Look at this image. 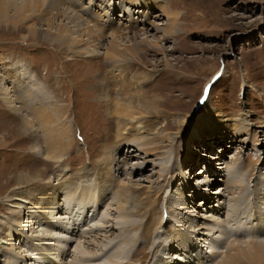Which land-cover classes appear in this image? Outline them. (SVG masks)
I'll return each instance as SVG.
<instances>
[{"label":"rangeland","instance_id":"374dc122","mask_svg":"<svg viewBox=\"0 0 264 264\" xmlns=\"http://www.w3.org/2000/svg\"><path fill=\"white\" fill-rule=\"evenodd\" d=\"M65 1V5L75 2L72 10L78 20L84 22L81 28L90 27L83 31V49L88 44L97 47L92 61L84 63L82 57L71 60L72 52L61 46L35 48L26 42L24 38L30 36L28 29L32 24L37 28L38 45L43 42L41 31L45 25L41 21H23L27 29L18 33L17 28H22V23L16 26L0 23L1 60L11 65L24 63L32 71L39 70L40 75L51 79L60 77L63 71V82L56 84L48 79L44 84L47 94L65 107L66 112L59 118L68 122L70 130L68 146L63 156L57 157L59 162L45 157L44 146L34 153L30 135H14V130L10 129L9 139L6 137L5 141L2 137L6 128L2 123L10 112L0 95V140L5 141L0 144V231L2 228L4 231V234L1 232L3 236L0 235V264H170L172 259L187 264L184 257L187 251L179 254L174 253L178 248L171 251L161 248V240H166V246L174 245V240L165 237L170 226L180 228L179 233L195 236L198 241L192 243L197 242L195 248L204 255L205 263L218 264L222 257L212 256L201 239L202 232L196 230L199 225L193 227V224L205 222L207 217L212 221V217L228 221V232L224 234L227 238L211 250L224 251L228 244L248 248L253 239L264 241V230L250 226L253 221L258 225L262 221L258 213L251 214L254 207L261 206L251 196V191L258 182L264 181V0H162L166 8L155 2L148 3V0ZM143 2L145 6L141 7ZM174 13L179 14V35L169 36L155 29L157 25L162 29L172 27ZM114 39L122 47L137 42L139 52L148 53V64H141L143 68L139 71L154 72L153 79L144 88L148 95L160 100L162 114L172 125L167 130L173 139L172 143L170 139L159 141L155 150L157 143L148 144L151 135L143 139L138 137L115 151L109 172L115 178L114 188L126 185L148 195V198L142 196V205L138 201L143 207L149 201L148 211L141 215L133 213L132 206L137 204L133 199L126 212L132 213L126 217L113 199V185L104 192L98 179L101 176L98 174L99 161L105 155L103 150L118 145L121 139L116 134L117 125L110 122L109 105L102 100L97 88L98 79L105 76L109 68L108 61L102 60L100 55L105 51V44ZM158 41L165 50L155 49L154 43ZM53 51H62L60 59L54 58ZM4 76L6 73L0 72V81H5ZM112 95L116 97V93ZM206 100L214 112L203 108ZM183 113L188 119L181 129L176 124ZM35 133L37 144L43 145L42 131L36 128ZM250 159H261L259 167H262L256 173L252 171V176L247 174L252 168L246 166ZM228 165L234 170L232 175L228 174ZM162 167H167L166 175L162 174ZM173 172L177 177L181 173L184 180L180 176L175 178ZM20 174L32 175L35 181L22 183ZM67 176L75 183L68 191L60 189L56 201L61 205L66 194H71L66 195L68 198L73 195L69 200L81 210L74 218H87L76 226L73 214L63 208L55 209L45 215L60 226L50 229L44 212L39 210L40 205L29 199L30 193L32 189L46 186L48 190L51 185L58 186ZM227 178L242 187L238 202L231 201L234 196L229 191L238 186L228 188ZM220 188L224 194L215 198ZM88 191L94 202L86 211L81 205L82 195ZM45 193L40 197L50 203L53 199ZM172 203L176 209L170 216L166 207ZM186 216L196 223H189ZM168 217L171 220L165 224ZM114 221L134 223L126 228L122 242L115 224L113 228L104 227ZM50 233H54V237H49ZM236 236L244 243L237 242ZM247 241L250 245H245ZM76 244L84 250L82 254L88 260H76L72 255ZM99 245L108 246L103 255L99 253L102 250ZM137 250L142 253L133 255ZM77 253L79 257L81 253ZM94 254H101V258L97 260ZM244 254L245 251L237 254L236 264H258L251 258L253 253ZM109 257L112 258L109 260Z\"/></svg>","mask_w":264,"mask_h":264},{"label":"bare ground","instance_id":"6f19581e","mask_svg":"<svg viewBox=\"0 0 264 264\" xmlns=\"http://www.w3.org/2000/svg\"><path fill=\"white\" fill-rule=\"evenodd\" d=\"M65 2L67 3V1H65V0H0V23H2V24L11 23L12 25H15V26L19 22L22 23V25H21L22 28H19V29L17 28L16 32L18 33L19 31H21V30L23 31L26 28L23 21H27V23H28V21H41L45 25V29H42L43 31H41L42 38L44 39L43 40L44 43L41 41L40 44L38 45L39 40L37 37H35V35L37 33V28L35 27L34 24L29 25L30 27H29L28 31H29L30 36H28V37L25 36L24 40L26 42H30L35 48H39V47L42 48L44 46H55V47L61 46L63 49L66 48L67 50H70L72 52L70 54V55H72L70 58L71 60L78 59L79 57H82V60L84 63L87 61L88 62L92 61L93 57H95L97 55V53H96L97 47L95 48L91 44L86 43V44H88L87 45L88 47L83 49V47H84L83 42H85V39L83 36V33H84L83 31H84V29H88V28L90 29V27L86 26L84 28H81V26L83 25L84 22L79 21L78 16H76V12L74 13L72 10V7H74L75 2L74 3L71 1L68 2L70 5H65L64 4ZM151 2H155V4L166 8L165 7L166 3L164 2L165 4H163L162 0H148V3H151ZM145 3L146 2H143L141 7H144ZM172 17H173L172 27H169V28L167 27L166 29L165 28L162 29L161 26L157 25L156 26L157 28H155V29L165 31L167 34H169V36L179 35L180 29L177 27L178 22H179V14L174 13V15ZM109 21H111V20H109ZM128 41L130 42L131 39H129ZM144 42H147V41H144ZM154 44L156 45L155 46L156 50H157V48L161 49V50H165L163 48V46L161 47L159 41H158V43L156 42ZM139 45L140 44H138L137 42L136 43L131 42V44L124 45V47H122V44L118 43L116 39L109 40L105 44V51L102 53V55H100L101 58L103 57L102 60L104 59V60L108 61L109 68H108L105 76L98 79L97 88H98V90L100 89L99 91H101L100 93L102 95V100L106 103L107 106L109 105L108 110L110 111L109 113L112 114V116L109 117L110 122L111 123L114 122L117 125V133L116 134H118V138H121L118 140L119 144H120V145L118 144L119 146L113 145L112 147L109 146L103 150L105 155L99 161L100 166L98 169V174H100L101 176H98V179L101 181L100 187H101V189L103 188L104 192L106 191L104 189H107L108 186L115 184V178L113 176L109 175V172L112 169V162L115 159L114 153L116 150H118V148L121 145H127V142L130 144L132 140H135L138 137L140 139H143L144 137L151 135V138L149 139L148 144L151 145L153 143H157V144H155L156 148H154L155 150H157L158 149L157 145L160 144L159 141H165L166 139H170L171 143H172V140H173L171 133L168 132V130H167L172 125H170L169 121H167V117L162 114L163 108L160 107V105H161L160 100L156 99V96H150V94L148 95L146 93L145 88H144L145 85L148 83V81L153 79L154 72L151 70L150 71L142 70V72L139 71V69L143 68V66L141 64H145V65L148 64V62L146 61V59L148 57L147 56L148 53L144 52L141 54L139 52V49H138ZM99 46H98V48H99ZM77 49H79V51H77ZM53 53H54V58H56V59H60V56H62V54H61L62 51L61 52L53 51ZM0 63H2V66H0V72L6 73V76H4V80H5L4 82L5 83L0 81V95H1L2 101L4 102V104L6 105V107L8 108V110L10 112L9 114H7V119L3 120V123H2L3 127L6 128L5 129L6 133H5L4 137H2V138H4L6 141V139L10 136V131H11L10 129L14 130L13 133L11 132L12 134L15 133L16 135H23V134L27 135V136L30 135L29 136L31 139V141H30L31 145L30 146H31V149L33 150L34 153L37 154L39 152V150L42 149V146H44L45 152H43V154L45 155V157L47 159L51 158L52 160L54 159L55 161L59 162L57 157L61 158L64 154V151L66 150V147L68 146V143H66V142L69 139L68 137H70V130H69V127L67 124L68 122H65V121H63V119L59 118V117L62 118V114L64 115V113L66 112L65 107L62 105H59L60 101L59 102L56 101L55 99H53L51 96H49L47 94V88H46L47 86L44 84V82L48 81V79L52 80L53 83H56V84L59 82H63V80L65 79V77H64L65 75L64 76L62 75L63 71H61L60 77L51 79V78L45 77L43 75H40L39 70L37 71V73L32 71L24 63H17L16 65H11L8 62H5L1 59H0ZM86 70L89 71V67L86 68ZM112 92L116 93V97L112 95ZM109 95H111L112 97H110ZM203 108L206 110H209L210 112H214L213 108L211 107L209 100H206L204 102ZM180 115L182 118H180L179 123L176 124V126H178V128L182 129V128H184L182 125L186 122V118L188 119V117L185 116L186 113H183ZM200 126L205 127L203 124H201ZM8 128H9V130H8ZM36 128H38L42 131L43 135L41 137L43 139L42 140L43 145H38L36 142V139H37L36 138L37 134L35 133ZM191 135H192L191 132H189L188 136L191 137ZM5 141L0 140V144L4 143ZM8 141H10V140H8ZM145 141H144V145L147 144ZM225 148H226V146H225ZM250 160L251 161L247 162L246 166H250L252 168V170L249 171V169H248V173L247 172L246 173L249 176H252L253 172L256 173V171H258L262 167H259V164H260L259 161L261 159L260 160L259 159H257V160L250 159ZM39 161H42V160H39ZM187 162H190V161L188 160ZM34 167H35V165H34ZM229 168H230V172L228 174L232 175L234 170L232 171L230 166H229ZM161 170H162L163 175H166L168 172L167 167L166 168L162 167ZM29 173H31V172H29ZM173 173L175 175V178H178L180 176L184 180V176L181 175L180 172H178V174L180 173V175L178 177H177V173H175V172H173ZM38 176H40V175H38ZM227 179H228L227 180L228 188H233V187L238 186L237 184H234L233 181L231 182V180L229 178H227ZM19 180L22 183H33L35 181L34 176L28 175V174H24V175L20 174ZM67 181H69V182L67 183ZM223 181H224V179H223ZM237 182H239V181H237ZM22 183H21V185H22ZM74 183H75L74 180L70 179V176H67L66 181H64V183L61 182V184L59 183L60 185H58V186L51 185L50 188H48V190H47L46 186L42 189H39L40 188L39 187L38 188L39 190H37L35 187L34 189H36V190L33 191V189H32V191L30 193L31 197L30 198L27 197V198L31 199L32 202H34V204L40 205L39 210L44 212L43 216H45L44 218H46V220H48L47 224H48V226H50V229L53 228L52 226H55V227L60 226L56 223V221L50 222L49 219L46 217L47 214H51L53 212L52 210H55V209L57 210V209L63 208V209H65L64 210L65 212H68L69 214H73V219H75L74 217L77 214L81 213L80 208L76 209V207L74 206L75 203H71V201L69 200L71 197H73V195H72L70 198H68V196H70L71 194H66L68 196L65 195L64 200L61 203V205H59V203L56 201L57 197H59V190L65 188L63 190L68 191L70 188H72ZM28 185H30V184H28ZM240 186H238L235 190H232V189L229 190L230 193H232L234 196L232 199L230 198L231 201L238 202V200L240 199L239 197L241 196V191H242V189H241L242 187H240ZM218 187H220V186H218ZM244 187H246V186H244ZM111 189H113L114 193H115L113 199L116 201V203L118 204V207L120 208L119 209L120 212L122 214H124L125 217L131 215V213H132L131 212V213L127 214L126 212L128 211L127 210V208L129 207L128 205L130 204L131 200H133V199L137 200V204H134V206H132L134 209L133 213L138 212L141 215V213L147 212L148 209L150 208L149 207V201H147L145 203L146 206H144L146 208V211H145L144 207L141 206L143 203L141 201L142 196L143 197L148 196V195H144L143 191L139 192L138 190L133 189L130 186L128 187L126 185H120V187L117 189H115L114 185H113ZM195 190L199 191V189H195ZM45 192H47V193H45ZM42 193L48 194L49 197L52 198L53 200L50 203H49V201L42 200V198L40 197V195H42ZM200 193H201V190H200ZM215 193H217L215 198H219L221 195L224 194V190L222 188H220L218 190V192L216 191ZM251 196H254V198H256L260 202L259 204L261 205L260 207H254L255 206V204H254L253 205L254 209H253L251 214H253V212H255V214L258 213V215H259L258 217L261 216L262 221H261V225L255 224V222L253 221L250 224V226L253 225V226H255L256 230L262 231V230H264V181L263 182L260 181L254 186V190L251 191ZM37 197H40L39 202H36ZM61 199H63V198H61ZM93 199L94 198H93L92 193L90 191H88L85 195H82V204H83V205H81L82 208L85 207V209L87 211V208L92 206V203L94 202ZM80 200H81V198H80ZM54 201L58 204H56ZM138 201L141 202L140 203L141 205L138 203ZM251 204H253V203H251ZM212 207H215L214 204L212 205ZM166 208H167V212H168V214H170V216L173 215L172 213H174L175 209H176L174 203L170 204ZM219 208H220V206H219ZM95 209H96V207H95ZM211 209H213V208H211ZM232 209H233V207H232ZM73 211H74V213H73ZM228 214H229V212H227V215ZM87 215H89V214H87ZM226 216L224 218H226ZM82 217H83L82 220L77 219V218L75 220H73V221H75L73 224L74 225H76V224L80 225L87 218L84 216H82ZM241 218H243V217H241ZM186 219L191 224L196 223V222H194L193 218L190 216H186ZM212 219H213V221L211 219H209V217H207L205 222H202V223L200 222V224L199 223L193 224L194 225L193 227L196 228L199 225L198 229H196V230L197 231L200 230L202 232L201 233L202 234L201 239L203 242H205V244H206L205 246H207V248H210L209 251L212 254V256H215V258H217V257L221 258L222 257V260H220L218 264H236L237 260H234V259L238 258L237 254L241 253V252L244 253V251H245V254H244L245 256L249 255L248 254L249 252L253 253V257H251V258H253L252 260L254 262L256 259V262L258 264L259 263L264 264V241L262 239L251 240V242H250L251 245L247 241L246 242L247 244H245V245H250V246H248V248H241V247L236 246V245H232V244L229 245L228 244V246L226 247V250H224V251L218 252V251L211 250V249H213V247L215 248V246H218V245L220 246V241L221 240L223 241L224 239L227 238V236H224V234H227V232H228V230H226V228H227L226 226H228L227 220H224V219L221 220V219H219V217H212ZM170 220H171V218L168 217V219L166 220L167 222H165V224L168 223ZM245 221H247V220H245ZM114 224L116 227L114 226ZM162 224H163V222H162ZM97 225H98V223L95 226H97ZM133 225H134V223L132 221H128L126 223H116L114 221V222L110 223L109 225L107 224L104 227H106V228L115 227L116 230H118V234L120 236H122V237H120V241H121V240H125L123 238H125L124 235L127 231L126 228L129 226L132 227ZM53 229H52V231H53ZM55 230H57V229H55ZM72 230H75V228L72 227ZM110 230L111 229H109L108 232H111ZM167 230L168 231L166 232L165 237H166V239L169 238V240H174L173 241L174 245L168 244L166 246V244H165L166 240H161L160 241L161 242V248H163V249L167 248L170 251L175 249V248H178V250L176 249L177 251L175 250L174 253L178 252L179 254L187 251L186 255H184V257H186L185 261L187 264H190V263H192V264H206L205 260H204V258H205L204 255L201 252L199 253L198 249L195 248L197 246V244H196L197 242L192 243V242L198 241L195 236L189 235V233L185 232V231H184L185 233H179L180 228H178V227H171L170 226ZM196 230H195V232H196ZM2 231H3V228L0 231V235L3 236L4 231H3V234H1ZM251 232H252V229H251ZM239 234H241V232ZM48 236L54 237V233H50ZM237 236H236L235 240L237 242H241L237 239ZM9 237L12 238L13 235H10ZM39 238H41V235L39 236ZM0 239H2V237H0ZM241 243L243 244L244 242H241ZM107 245L106 246L104 245L105 248H103V246L99 245L101 247L100 249H102L101 252H99V253H102V255H103V253H105L106 248H108V246H111V244L108 246ZM193 245H194V248H193ZM188 248H191V250H189ZM139 250L135 251L133 255L137 256V255L141 254L142 250L141 251H139ZM231 250H235V252H231ZM77 251L81 253V255L79 257H77L79 254V253H77ZM71 252H72V255L76 256V260H79L78 258H80V260H86L87 259V256L82 254V253H84V250L80 249V245H78V244H76L73 247ZM100 255L101 254H94V257H96V259L99 260L101 258ZM239 255H241V254H239ZM111 258L112 257H109L107 259L110 260ZM211 260H213V259H211ZM163 263L166 264L167 262H163ZM169 263L170 264H180L178 261H174L173 259L170 260ZM115 264H118V263H115Z\"/></svg>","mask_w":264,"mask_h":264}]
</instances>
